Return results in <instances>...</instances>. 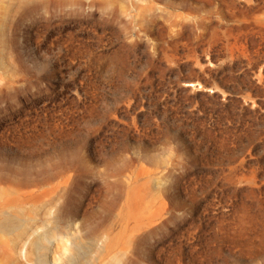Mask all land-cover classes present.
<instances>
[{
    "label": "rangeland",
    "instance_id": "374dc122",
    "mask_svg": "<svg viewBox=\"0 0 264 264\" xmlns=\"http://www.w3.org/2000/svg\"><path fill=\"white\" fill-rule=\"evenodd\" d=\"M0 264H264V0H0Z\"/></svg>",
    "mask_w": 264,
    "mask_h": 264
},
{
    "label": "bare ground",
    "instance_id": "6f19581e",
    "mask_svg": "<svg viewBox=\"0 0 264 264\" xmlns=\"http://www.w3.org/2000/svg\"><path fill=\"white\" fill-rule=\"evenodd\" d=\"M1 224L3 225V224H4V222L2 221V222H1Z\"/></svg>",
    "mask_w": 264,
    "mask_h": 264
}]
</instances>
